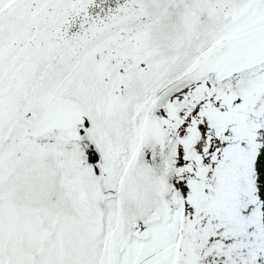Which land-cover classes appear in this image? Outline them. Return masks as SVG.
<instances>
[{
	"label": "rangeland",
	"instance_id": "rangeland-1",
	"mask_svg": "<svg viewBox=\"0 0 264 264\" xmlns=\"http://www.w3.org/2000/svg\"><path fill=\"white\" fill-rule=\"evenodd\" d=\"M263 50L264 0H0V264H111L118 209L146 242L178 206L174 264H192L230 124L264 82V62L221 82L204 67ZM147 120L160 136L140 148Z\"/></svg>",
	"mask_w": 264,
	"mask_h": 264
},
{
	"label": "bare ground",
	"instance_id": "bare-ground-1",
	"mask_svg": "<svg viewBox=\"0 0 264 264\" xmlns=\"http://www.w3.org/2000/svg\"><path fill=\"white\" fill-rule=\"evenodd\" d=\"M109 44H104L99 50H106ZM212 53L213 51L209 49L208 55L210 56ZM262 62H264V52L246 55L245 57L222 54L220 57L211 59L204 68L207 71L215 72L217 80L221 82L241 70L257 66ZM102 71L108 72L109 65L105 64ZM150 121L145 123L142 129L140 148H142L146 138L156 134L160 136V126L156 123L152 124ZM228 127L227 124H222L220 133H225ZM230 128V138L223 144L220 158L215 162V168L211 175L215 193L211 200H208L207 213L202 220L204 223L198 228L196 239L192 243V264H208L206 260L218 262L217 264H233L236 260L234 253H237L236 250L244 248L246 244L241 238L245 227L238 220L240 210L237 200L240 191L237 176L244 153H246L244 156L252 154V145H244L251 141L252 133L248 130L247 122L245 123L243 119L231 123ZM162 133L166 136L169 135V132L166 131H162ZM137 155L134 162H137ZM116 200L118 204L121 202L118 197ZM176 210L174 219L171 220L168 216L170 214L169 209L166 207L165 222L152 225L150 228L152 239L146 242H130L125 239L127 223L123 220L122 213L118 209L116 224L109 232L111 244L107 256L110 255L111 264H174L181 231L183 206L176 207ZM121 243L126 245L127 250L122 262L119 263L117 258L121 254L118 245Z\"/></svg>",
	"mask_w": 264,
	"mask_h": 264
},
{
	"label": "water",
	"instance_id": "water-1",
	"mask_svg": "<svg viewBox=\"0 0 264 264\" xmlns=\"http://www.w3.org/2000/svg\"><path fill=\"white\" fill-rule=\"evenodd\" d=\"M242 119L252 133L251 141L244 145H252L253 151L251 155L244 156V153L242 156L237 176L240 191L238 220L245 227L241 238L246 244L234 253L236 260L233 264H264V82L250 97ZM81 138L87 141L88 137L83 134ZM206 261L208 264L218 263Z\"/></svg>",
	"mask_w": 264,
	"mask_h": 264
}]
</instances>
